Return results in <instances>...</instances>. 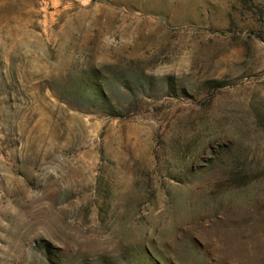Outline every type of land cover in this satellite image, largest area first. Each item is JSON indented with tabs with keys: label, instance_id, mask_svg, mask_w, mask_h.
<instances>
[{
	"label": "rangeland",
	"instance_id": "rangeland-1",
	"mask_svg": "<svg viewBox=\"0 0 264 264\" xmlns=\"http://www.w3.org/2000/svg\"><path fill=\"white\" fill-rule=\"evenodd\" d=\"M0 264H264V0H0Z\"/></svg>",
	"mask_w": 264,
	"mask_h": 264
}]
</instances>
